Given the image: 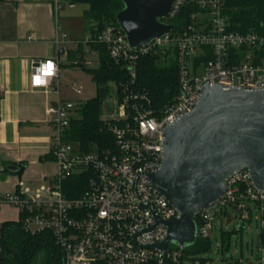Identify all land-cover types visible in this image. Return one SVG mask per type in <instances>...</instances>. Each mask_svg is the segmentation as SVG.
<instances>
[{"label":"built area","instance_id":"1","mask_svg":"<svg viewBox=\"0 0 264 264\" xmlns=\"http://www.w3.org/2000/svg\"><path fill=\"white\" fill-rule=\"evenodd\" d=\"M51 3L57 18L67 0ZM186 6L195 10L174 27L171 20ZM224 7L225 0H174L161 19L173 28L136 48L114 24H93L80 40L86 49L70 61L75 66L88 65L90 57L98 55L90 45L102 44L112 62L126 69L127 79L115 82L103 101L107 109L105 113L102 109L101 117L113 144H93L83 150L68 139L79 104L55 100L45 111L52 128L49 150L57 172L45 177L37 188L18 182L12 193H0V207L18 210L26 234H47L57 248L59 264H213L208 259L189 258L182 247L155 248L166 239V223L177 221L178 213L149 184V176L161 166L164 128L193 110L205 85L264 88V35L229 30ZM57 33V57L30 63L33 89L50 91L59 85L55 80L62 70L60 56L67 57L68 49L62 45L67 35L58 25ZM78 43L74 41L69 49L76 50ZM145 56L162 65L174 63L177 68L178 93L161 108L152 105L148 92L138 83L140 61ZM48 62L54 64L51 77L38 71ZM70 87L82 93L74 82ZM221 216L236 219L237 230L244 222H254L259 228L254 258L233 259V264H264V191L255 188L246 169L230 176L219 200L197 215L196 239L210 241ZM219 228L225 233L222 225ZM223 246L221 243L219 252L227 254ZM229 259L230 255L222 258Z\"/></svg>","mask_w":264,"mask_h":264},{"label":"water","instance_id":"2","mask_svg":"<svg viewBox=\"0 0 264 264\" xmlns=\"http://www.w3.org/2000/svg\"><path fill=\"white\" fill-rule=\"evenodd\" d=\"M121 1L116 22L131 47L173 28L161 19L174 0ZM242 169L264 191V88L205 85L193 110L164 128L161 166L149 176V184L178 213L177 221L166 223V239L155 248L191 246L197 215L219 200L227 179Z\"/></svg>","mask_w":264,"mask_h":264},{"label":"crops","instance_id":"3","mask_svg":"<svg viewBox=\"0 0 264 264\" xmlns=\"http://www.w3.org/2000/svg\"><path fill=\"white\" fill-rule=\"evenodd\" d=\"M77 5L67 3L55 18L51 0H0V193H12L18 182L40 185L57 172L49 150L52 128L45 110L49 103L65 99L59 86L61 75L68 70L64 65L68 58L60 56L62 70L55 80L59 85L50 91L31 88L30 63L57 57V25L67 35L64 48L69 51L74 41L81 43L91 22L85 18L88 6ZM95 58L98 64V55ZM18 220L16 208L0 207V226Z\"/></svg>","mask_w":264,"mask_h":264},{"label":"trees","instance_id":"4","mask_svg":"<svg viewBox=\"0 0 264 264\" xmlns=\"http://www.w3.org/2000/svg\"><path fill=\"white\" fill-rule=\"evenodd\" d=\"M71 4H85L88 9L85 18L98 27L104 24H114L116 14L123 7L121 0H67ZM195 7H185L181 15L171 20L174 27L186 21L188 12ZM224 14L228 18L229 30L234 32H255L264 35V0H225ZM91 26H89V29ZM98 54V64L89 67L82 62L77 65L91 76L96 84V93L93 97L78 103V116L71 119L67 132V138L78 142L83 150H88L93 144L99 147H107L113 144V139L106 129L105 122L101 118L102 103L114 89L115 82L127 79L126 69L114 64L109 58L105 45L91 44ZM83 54V44L79 43L76 50H69L67 54V67L75 66L70 61L75 60L77 55ZM139 86L148 92L152 105L161 108L172 100L178 93L177 68L174 63L162 65L155 61L152 56H145L140 61L138 70ZM76 181V180H75ZM80 183V182H79ZM1 248L0 264H30L41 248H46L48 254L44 264H53L56 261L57 248L48 239L47 234L37 236L26 234L20 225V221L3 223L0 226ZM226 233L221 234L224 250L229 251ZM211 241L196 239L186 247V256L208 251ZM60 261L55 264H59Z\"/></svg>","mask_w":264,"mask_h":264},{"label":"rangeland","instance_id":"5","mask_svg":"<svg viewBox=\"0 0 264 264\" xmlns=\"http://www.w3.org/2000/svg\"><path fill=\"white\" fill-rule=\"evenodd\" d=\"M66 5V4H65ZM85 4L77 5L78 8H83ZM61 24V22H60ZM62 25V24H61ZM91 60L90 67L97 66V60L94 57ZM68 70L61 75V85L60 92L65 99H69L73 102H83L86 99L93 97L96 93V84L91 79V76L86 73L82 68L78 66L66 67ZM75 83L77 87H81L82 93L79 95L75 93L70 85L71 83ZM103 112H106L107 104L102 103ZM78 116V113H77ZM102 116V113H101ZM102 118V117H101ZM39 185L31 186L32 188H37ZM219 225H222V230L225 232L228 244L229 251L227 254H221L219 252V246L222 243L221 240V231ZM238 222L234 218H225L221 216L217 221L216 228L211 234V247L208 251L201 252L195 255H189V258H199V259H208L213 262V264H233V259L237 258H254L257 245H258V226L254 223L244 222L243 228L237 230ZM171 248L178 247L175 243L170 244ZM48 254V250L46 248H41L38 253L30 259V264H44L45 258ZM226 255H230L231 259L223 261L222 258ZM256 258V257H255ZM8 264V262H7ZM19 264V263H16ZM186 264H192L188 262ZM244 264H247L244 262Z\"/></svg>","mask_w":264,"mask_h":264},{"label":"clouds","instance_id":"6","mask_svg":"<svg viewBox=\"0 0 264 264\" xmlns=\"http://www.w3.org/2000/svg\"><path fill=\"white\" fill-rule=\"evenodd\" d=\"M38 71L43 73L44 76L51 77L54 74V64L52 62H48L46 65L42 66ZM36 80L39 81V83L41 82L39 75L36 77Z\"/></svg>","mask_w":264,"mask_h":264},{"label":"snow or ice","instance_id":"7","mask_svg":"<svg viewBox=\"0 0 264 264\" xmlns=\"http://www.w3.org/2000/svg\"><path fill=\"white\" fill-rule=\"evenodd\" d=\"M37 83H39V81H37Z\"/></svg>","mask_w":264,"mask_h":264}]
</instances>
